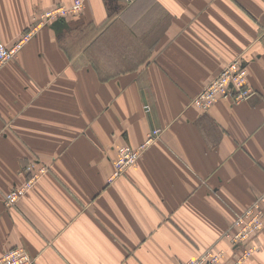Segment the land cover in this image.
Segmentation results:
<instances>
[{"label":"crops","instance_id":"1","mask_svg":"<svg viewBox=\"0 0 264 264\" xmlns=\"http://www.w3.org/2000/svg\"><path fill=\"white\" fill-rule=\"evenodd\" d=\"M74 1L0 0V41ZM235 58L253 94L196 109ZM155 129L110 182L120 146ZM34 161L49 172L7 205ZM262 193L264 0H85L0 70V254L20 245L33 264H184L231 249L235 213ZM257 245L244 264H264V228Z\"/></svg>","mask_w":264,"mask_h":264},{"label":"built area","instance_id":"2","mask_svg":"<svg viewBox=\"0 0 264 264\" xmlns=\"http://www.w3.org/2000/svg\"><path fill=\"white\" fill-rule=\"evenodd\" d=\"M84 6L83 0H75L74 3L70 5H60L56 8L46 9L38 18L35 25L29 28V31L26 34H23L21 38L17 41V43L9 46L0 42V67L10 59L14 54H16L26 43H28L37 33L53 20L65 17L69 13L80 11ZM248 70L245 66H243L242 62H232L225 69L224 76L216 79V82L212 85L211 89L201 95L199 99V104L202 107H199L203 110L209 109V107L213 104L214 101L218 100L225 95L232 93L230 99L234 101V95L237 94L236 99H241L244 96L245 91L249 90L245 88L246 78H247ZM247 92V91H246ZM250 92V91H249ZM246 93V95L249 94ZM159 129H155L146 139L144 143L138 146L133 145H122L119 148V156L115 161V166L117 172H120L126 169L128 166L133 164L140 154L143 153L144 148L149 145L154 137H156ZM27 181L23 186L15 188L8 195V204L15 203L18 197L31 188L34 185V181ZM260 200H264V194L259 196L255 203L252 204L249 209L238 214L237 220V228L233 234V241L240 242L244 239V233L246 228L251 225L257 224L261 227L264 220V206ZM259 227V228H260ZM256 232V231H255ZM253 250H249L246 253H251ZM221 253L213 252L210 250L202 253L199 257H193L190 260L184 262V264H213L217 261V259L221 256ZM247 256V255H245ZM242 258L239 259L241 261ZM238 261V262H239ZM34 259L32 255L27 251V249L23 246H15L13 248H9L3 255L0 256V264H33Z\"/></svg>","mask_w":264,"mask_h":264},{"label":"rangeland","instance_id":"3","mask_svg":"<svg viewBox=\"0 0 264 264\" xmlns=\"http://www.w3.org/2000/svg\"><path fill=\"white\" fill-rule=\"evenodd\" d=\"M84 1V6H85V0H83ZM59 6V5H58ZM58 6H55V7H49L50 9H52V8H56V7H58ZM84 6H83V8H84ZM49 8H47V9H49ZM82 8V9H83ZM81 9V10H82ZM44 10H46V9H44ZM43 10V11H44ZM80 10V11H81ZM42 11V12H43ZM41 12V13H42ZM37 22V21H36ZM36 22L33 24V25H35L36 24ZM33 25H31V26H33ZM30 26V27H31ZM29 27V28H30ZM29 28L28 29H26L24 32H23V34H26L28 31H29ZM22 34V35H23ZM38 34V33H37ZM36 36V35H35ZM34 36V37H35ZM33 37V38H34ZM21 38V37H20ZM19 38V39H20ZM32 38V39H33ZM18 39V40H19ZM31 39V40H32ZM17 40V41H18ZM30 40V41H31ZM17 41L15 42V43H17ZM0 42H3V41H0ZM4 44H6V45H9V44H7V43H5V42H3ZM15 43H13V44H15ZM29 43V42H28ZM13 44H11V45H13ZM27 44V43H26ZM25 44V45H26ZM11 45H9V46H11ZM24 45V46H25ZM23 46V47H24ZM22 47V48H23ZM21 48V49H22ZM20 49V50H21ZM19 50V51H20ZM19 51L16 53V54H14L12 57H10V59L8 60V61H10V60H12V59H14L16 56H17V54L19 53ZM8 61H6L1 67H0V70L7 64V62ZM237 61H239V62H242L243 63V66H245L246 67V65H245V63L242 61V59L241 58H235V59H233L232 61H230L229 63H227L225 66H224V68L221 70V72L219 73V74H217V75H215V76H213L208 82H207V84L204 86V87H202L197 93H196V95L193 97V99H192V105L196 108V109H198L199 111H209L210 109H211V107L214 105V103L216 102V101H218V100H216V101H214L213 102V104L209 107V109H207V110H203V109H201V108H199V107H202L200 104H199V99H200V97H201V95H203L205 92H207V91H209L210 89H211V87H212V85L216 82V79H218L219 77H221V76H224L225 74H223L224 73V71H225V69L230 65V63H232V62H237ZM247 68V67H246ZM248 70V69H247ZM245 88H247V89H249V90H246L247 92H249V94L248 95H246V91H245V94H244V96L243 97H241V99H236L237 98V94L235 93V95H234V101L232 100V99H230V97L232 96V93H229V94H227V95H225L224 97H228L231 101H233V102H238V101H240V100H244V99H246V98H248L249 96H251L252 94H253V92H254V90L252 89V87L248 84V73H247V78H246V84H245ZM223 97V98H224ZM222 98V97H221ZM148 108H149V106H148ZM160 130V129H159ZM141 155L142 154H140V156L138 157V159L141 157ZM138 159L134 162V163H136L137 161H138ZM116 161V160H115ZM115 161H114V169H113V172H112V174L109 176V181L111 182V181H113L116 177H118V176H120L128 167H130L131 165H133V164H131L130 166H128L126 169H124V170H122V171H120V172H117V169H119L118 168V166L116 167L115 166ZM49 170H50V168H49V165H47L46 163H44V164H39V162L38 161H34V162H31V163H29L27 166H26V168L24 169V174H25V176H26V180L23 182V183H21V184H19V185H17L16 187H14L13 189H11L10 191H9V193L10 192H12L15 188H18V187H21V186H23L27 181L29 182V181H31V180H29V179H31L32 178V180L34 181V185L32 186V187H34L35 186V184L37 183V181L41 178V177H43L44 175H46L48 172H49ZM32 187L31 188H29L25 193H24V195L25 194H27L28 193V191H30V189H32ZM9 193L7 194V197H6V199H5V201H6V203H7V201H8V195H9ZM264 193H262L260 196H262ZM24 195H20L19 197H18V199H16L17 201L15 202V203H13V204H8L7 203V205H16L17 203H19V201L24 197ZM259 197V196H258ZM257 197V198H258ZM257 198H255L254 199V201L250 204V205H248V206H246L244 209H242V210H239V211H237L236 213H235V216H234V218H233V221H232V223H231V225H230V227H229V231L227 232V236H228V238H229V242H230V244H231V249H230V247H229V249L228 248H226V247H220V248H217V247H215V246H209V247H207L202 253H204V252H206V251H208V250H210V252L211 253H213V252H216V253H221L222 255L217 259V261L216 262H214L213 264H221L222 262H223V260L225 259V258H227V256H228V252H231L230 250H232L233 251V254L231 255V257H230V264H244L245 263V261L247 260V259H249L250 257H252V255H253V253L255 252V251H257V250H259V245H257V239H258V235H259V233L263 230V228H264V220H263V224L261 225V227L260 226H258L257 224H255V225H251V226H248L247 228H246V231H245V233H244V240L243 241H240V242H234L233 241V239H232V237H233V234H234V232H235V230H236V228H237V218H238V214L239 213H241V212H243V211H245L246 209H249V207L252 205V204H254L255 203V201H256V199ZM261 202H262V205L264 206V200H260ZM260 227V228H259ZM256 231V232H255ZM254 243V244H253ZM16 246H19V245H16ZM13 247H15V246H12V247H10V248H13ZM9 249V248H8ZM8 249H6V250H4L1 254H0V256L1 255H3ZM238 249H240L239 251L240 252H238ZM253 250L250 254L249 253H246V252H248L249 250ZM28 251V250H27ZM29 252V251H28ZM202 253L200 254V255H197V256H194V257H199V256H201L202 255ZM245 255H247V256H245ZM33 257V256H32ZM191 258H193V257H190L189 259H187L186 261H188V260H190ZM240 258H242V260L241 261H239V259ZM34 259V258H33ZM35 260V259H34ZM185 261V262H186ZM239 261V262H238Z\"/></svg>","mask_w":264,"mask_h":264}]
</instances>
